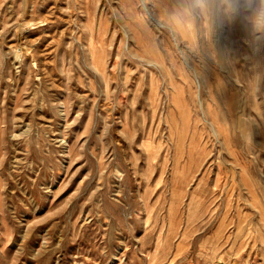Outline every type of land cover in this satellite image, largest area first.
Wrapping results in <instances>:
<instances>
[{
	"label": "rangeland",
	"instance_id": "obj_1",
	"mask_svg": "<svg viewBox=\"0 0 264 264\" xmlns=\"http://www.w3.org/2000/svg\"><path fill=\"white\" fill-rule=\"evenodd\" d=\"M0 264H264V0H0Z\"/></svg>",
	"mask_w": 264,
	"mask_h": 264
}]
</instances>
